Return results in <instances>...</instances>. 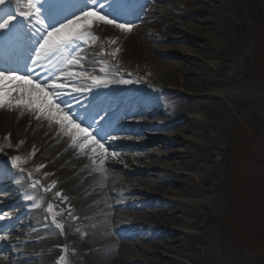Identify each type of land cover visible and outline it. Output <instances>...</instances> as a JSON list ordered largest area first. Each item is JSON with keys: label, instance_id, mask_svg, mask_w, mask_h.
Returning <instances> with one entry per match:
<instances>
[{"label": "bare ground", "instance_id": "6f19581e", "mask_svg": "<svg viewBox=\"0 0 264 264\" xmlns=\"http://www.w3.org/2000/svg\"><path fill=\"white\" fill-rule=\"evenodd\" d=\"M71 2L76 3L80 9L84 7V0ZM242 2L243 0H184L179 4L153 7L156 10H152V14L143 16L144 23L130 26L133 29L130 34L101 26L99 29H92L99 39L80 46L83 49L80 51V55L84 57L83 68L74 70L84 72L89 75V79L77 78L68 82L67 94L58 101L59 106L75 118L81 113L84 123L92 126V134H101L100 138L110 131L103 130L111 129V125L116 122L127 126L132 124L125 131H131L129 134L138 138L139 135H144V129L138 127L143 122L155 123L156 129H166L160 133L164 139L155 146L158 152L152 154L157 157L156 160H147L148 154L145 157L140 154L132 155L138 166L158 169V173L151 170L140 178L127 180L133 185L148 186L150 193L155 195L153 201L145 204L149 209L139 211L143 205L133 203L132 198L127 203L129 198L125 197L126 193L120 192L121 188H116L119 185L117 182H123L125 178L121 177L123 181L119 180V175L112 174L106 168L107 164L124 166L127 162V155L107 149L115 142L118 144L136 140L135 136L119 135L104 142L108 155L101 173L99 155L92 151L90 145L81 149L77 142V147H71L74 141L61 131L59 124L38 118L39 114L35 111L0 109V178L13 181L12 188L17 193L16 205L24 211L20 214L21 211L10 210L2 214L0 227L4 226L7 230L0 232V249L5 247L8 235L19 230L15 226L17 221L9 222L16 214L18 218H24V233L38 239L27 250L22 248V244H16L15 247L19 248L0 255V264H54L52 250L63 243L68 247L70 264H186L184 260L188 261L193 242L205 235L198 223L199 209L205 208V205L198 199V195L199 191H209L207 185L214 175L204 165L205 157L211 155L215 147L208 131L217 128L225 117L224 106L219 110L206 104L216 96L225 95L221 90L211 95L208 93L210 89L225 84L218 79L224 71L213 62L223 61L227 57L224 55L226 53L234 59L240 55V51L224 38V34L228 31L230 21L242 18ZM8 3L6 0V4L0 7L8 9ZM17 3L20 5L23 0H17ZM129 6L130 0H119L111 9L105 0H91L87 4V8L95 10L97 14L107 11L109 17L106 18H112L113 22H120L122 15L119 13ZM39 8L51 10L44 3ZM58 10H64L65 15L69 11L65 7ZM58 10L51 11L55 13ZM45 11H42V15ZM166 11L170 12V17H175L180 30L188 35L171 37L170 40L176 41L177 45L152 47L147 37H155V34L146 23L158 16H165ZM65 15L59 18L58 23L65 19ZM18 19L15 37L11 39L6 35L2 43L6 47H19V51L7 52L4 48L0 52V68H6L7 64L14 62L15 57L20 56L29 75L34 77L33 82L39 81L44 86V69L38 68L37 72H31V65L25 63L28 49L35 46L34 41L41 35V30L36 26L34 32L27 29L20 31V26L25 22ZM50 23H46V27ZM201 31L210 34L207 37L212 41L214 49L221 51L220 54L215 57L212 54H197L198 50L205 52L207 49L205 44H200V41L206 39L197 34L192 35ZM101 40L106 43L101 44ZM111 40L116 43L111 44ZM116 49L119 52L115 57L100 55L101 52L111 53ZM170 52L176 54V60H165V53ZM225 63L228 65L227 61ZM16 65L19 64H14ZM59 65H63L62 59ZM208 75H211L208 87H203L199 93L202 102L193 93L166 88L173 77H182L181 84H193L197 79H205ZM93 78L107 83L103 87H93ZM166 94L180 96L182 106L179 110L169 108ZM116 105L120 111L112 118L114 123L110 121L102 128L97 126L95 117L100 115L101 119L98 120H103L111 113L109 108ZM227 105L225 107H230ZM154 114L161 116L155 118L156 121L145 120ZM170 155H176L178 162H157ZM10 157L18 161L17 168L3 166L2 163ZM20 161L23 163H19ZM128 173L126 168L123 175H129ZM33 181L36 182L37 189L31 186ZM165 195L170 198H165ZM54 196L57 197L56 203L52 201ZM53 204L55 207L62 206L64 210L62 237L57 236L53 230L54 223L50 225L45 220L43 208H48L49 205L54 207ZM193 215H196L195 220L192 219ZM141 223L148 225L150 229H140ZM176 226L182 230L179 232L175 229ZM154 236L162 237V240H153L140 246L137 250L139 254L133 250L134 245L126 242L131 237L147 241ZM30 250L32 251L29 253ZM159 254L162 256L156 258Z\"/></svg>", "mask_w": 264, "mask_h": 264}, {"label": "rangeland", "instance_id": "374dc122", "mask_svg": "<svg viewBox=\"0 0 264 264\" xmlns=\"http://www.w3.org/2000/svg\"><path fill=\"white\" fill-rule=\"evenodd\" d=\"M109 1L107 0V4H110ZM182 2L184 0H148L135 10L122 15L120 22H124V25L128 27L141 25L144 23L142 21L143 16L145 14H152V10L155 11L157 7ZM149 8H151L150 12L148 11ZM242 10V18L230 21L228 31L224 34V38L235 45L240 51V55L234 59L226 55V53L224 55L227 57L223 58V61L215 60L213 62L219 69L224 71L218 79H221L225 84L222 87L210 89L208 93L211 95L213 92L221 90L225 92V95L216 96L207 101L206 104L219 110L224 106L225 117L217 128L208 131L211 135L209 138L215 143V147L211 155L205 157L204 165L213 171L214 175L207 185L209 191H199L198 195V199L205 205V208L199 209L198 222L203 229L201 232H204L205 235L199 236L193 242V246L190 249V257L188 261L184 260L186 264H264V0H243ZM169 15L170 12L166 11L165 16H158L154 20L149 21V23H146L149 24V27H152L151 31L155 34V37H147L150 39L152 47L159 48L177 45L176 41L170 40L171 37L188 35L180 30V24L176 21L175 17H170ZM196 34L206 39L203 42L200 41V44H205L207 47L205 52L198 50L197 54H212L214 57L220 54L221 51H216L212 41L207 37V35H210L209 33L201 31L192 35ZM165 55L167 56L165 60H176V57H174L176 56L175 53L170 52L165 53ZM225 61L228 62V65H226ZM26 68L25 64H21L19 70L8 72L21 74ZM54 75H56L54 69L50 73H45L43 70L42 79L47 83L51 76ZM209 79H211V75L206 76L205 79L199 78L193 84H181L182 77H173L166 88H174L179 91L184 90L188 94L193 93V95H197L196 99L199 98L200 102H202L199 93L203 87H208ZM192 87L193 89H191ZM166 98L169 108L179 110L180 106H182L179 95L166 94ZM227 104L230 107H225ZM117 108L116 105L110 107L109 110L115 111L118 110ZM111 113L101 121H98L100 115H97L95 117L98 123L97 126L102 128L108 125V121L113 122L111 117L114 113ZM160 116L157 114L150 115L145 120L156 121L155 118ZM76 121L85 130L91 131L92 126L84 123L81 113L76 117ZM131 126L133 125L127 126L116 122L111 125V129H102L103 131H110L103 134L101 138V134L93 135V138L97 139L98 137L104 143L110 137L125 134L135 136L129 134L131 131H125L126 127L130 128ZM239 126L249 132L241 133ZM138 127L144 129L142 131L144 135H139V138L135 136L136 140H126L118 144L115 142L107 149L113 153L119 152L127 155L125 157L127 162L124 163V166L107 164L106 168L112 174L119 175L117 176L119 180L123 181L122 178H125L126 182L118 181L119 185L116 188H121L120 192L126 193L125 197L129 198L127 203L132 198L133 203L137 205L142 204L143 207L139 210L142 211L150 208L145 204L153 201V196L155 195L150 193L148 186L133 185L127 180L140 178L151 170L158 173V169L154 170L153 168L138 166L136 164L137 161L132 155L140 154L145 157L148 154L147 160H156L157 157L152 156V154L158 152L155 146H158L161 140L164 139L160 133L166 129H156L157 125L152 122H143ZM228 134L229 138L226 139V135ZM99 139H97L98 142H100ZM11 161L12 158L10 157L2 164L7 168L12 166ZM169 161L178 162V159L176 155H170L157 160V162ZM126 168H128L129 175H123ZM12 183L13 181L9 178H0V188L2 189L0 190V218L2 214L9 210L21 211L22 209L16 205L15 196L17 193H14ZM31 186L37 189L36 185ZM164 197L170 198L167 195ZM155 198H158V196ZM52 201L56 203L57 197L54 196ZM41 207L43 208V206ZM43 209L45 211L46 222L50 225L54 223L53 230L56 235L60 237L64 236L62 227L64 210L62 206H52L51 213H49L48 208ZM57 209L61 212H58ZM22 213H24L23 210L20 214ZM192 219L195 220L196 215H193ZM15 221H17L15 226L19 230L17 229L8 235L9 239L4 244L5 247L0 249V255L19 248L15 247L16 244H22V248L27 250L26 248L38 241L33 235L24 233L26 231V226L23 225L24 218L20 219L16 214L14 219L9 222ZM57 224L61 225V227L57 228ZM140 226V229H150L146 224L141 223ZM175 229L179 232L182 230L178 226ZM6 230V227H0V232ZM193 233L195 232L193 231ZM161 238L154 236L147 241H143L138 240V237H131L126 242L134 245L133 250L138 252L137 250L140 246H145L153 240H162ZM52 251L54 254V264H70L68 260V247L65 243L60 247H55ZM22 254L20 253V255ZM161 256L159 254L156 258H160ZM161 260L164 261V259ZM26 263L21 262L19 264ZM7 264L9 263L7 262ZM131 264L142 263L135 262Z\"/></svg>", "mask_w": 264, "mask_h": 264}, {"label": "snow or ice", "instance_id": "6c2138e0", "mask_svg": "<svg viewBox=\"0 0 264 264\" xmlns=\"http://www.w3.org/2000/svg\"><path fill=\"white\" fill-rule=\"evenodd\" d=\"M43 2L50 6L51 10H58L64 8L71 0H43ZM88 3H91V0H84V7L71 16H66L59 26L50 24L48 27L42 19V11L45 9L39 8L42 0H26L19 5L20 10L15 12V17L25 22L20 26V31L27 29L29 32H34L36 26L41 30V35L34 41L35 46L28 49L25 63L31 65V72H37L38 68H43L45 73H50L54 69L56 75L51 76L48 82L41 86L39 81L33 82L34 77L29 75L27 68L21 74H12L0 68V109L35 111L39 114L38 118L42 117L53 124H59L61 131L74 141L71 147H77V142L81 149L91 146L92 151L100 157V170L103 173L104 160L108 155L104 143L94 139L92 132L81 127L75 117L58 105V101L67 94L68 82H73L77 78L89 79V75L74 69L83 68L84 57L80 55L83 49L80 46L99 39L93 33V28L99 29L101 26H106L126 34H130L133 29L125 27L124 22H113L112 18H106L109 17L107 11L97 14L95 10H89ZM112 3L118 4L119 0H112ZM5 4L6 0H0V6ZM6 11L7 15L4 14ZM15 31L11 8L0 7V41H3L6 35L11 36ZM103 43L106 41L101 40V44ZM115 43V40H111V44ZM118 52L119 49H116L115 52H101L100 55L108 54L115 57ZM61 59L62 66L59 65ZM106 83L107 81L92 79L93 87H103ZM112 158L116 159V157ZM11 163L13 168L18 167L17 160H12ZM35 184L36 182L33 181V185ZM56 195L59 196V194ZM48 211L52 212L51 205L48 206ZM56 227L60 228L61 225L57 224Z\"/></svg>", "mask_w": 264, "mask_h": 264}, {"label": "trees", "instance_id": "16d2710c", "mask_svg": "<svg viewBox=\"0 0 264 264\" xmlns=\"http://www.w3.org/2000/svg\"><path fill=\"white\" fill-rule=\"evenodd\" d=\"M241 126H244V125H241ZM245 128V127H244ZM239 130L241 131V133H248L249 131H246V130H244V129H242V127H240L239 126ZM229 138V134L228 135H226V139H228Z\"/></svg>", "mask_w": 264, "mask_h": 264}]
</instances>
